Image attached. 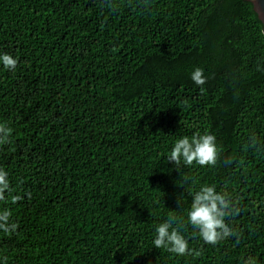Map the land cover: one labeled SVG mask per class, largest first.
<instances>
[{
    "label": "trees",
    "instance_id": "trees-1",
    "mask_svg": "<svg viewBox=\"0 0 264 264\" xmlns=\"http://www.w3.org/2000/svg\"><path fill=\"white\" fill-rule=\"evenodd\" d=\"M263 28L245 0H0V56L18 61H0V212L18 226L0 264H264ZM197 133L216 165L177 168ZM204 186L238 209L215 246L188 221ZM173 214L199 256L155 248Z\"/></svg>",
    "mask_w": 264,
    "mask_h": 264
},
{
    "label": "clouds",
    "instance_id": "clouds-1",
    "mask_svg": "<svg viewBox=\"0 0 264 264\" xmlns=\"http://www.w3.org/2000/svg\"><path fill=\"white\" fill-rule=\"evenodd\" d=\"M0 61L9 70H15L18 64L17 59L8 54L0 56ZM191 79L197 86H203L207 82L204 70L201 68L194 70ZM201 90H203L202 87ZM10 133L11 129L0 125V145L11 142ZM219 153L220 149L217 147L214 135L197 133L191 138L178 139L171 150L168 161L173 162L177 168L181 165V161L189 166L194 162L200 166H215ZM7 177L8 173L0 168V201L5 200L6 191H11ZM20 199V196H13L12 202L16 203ZM233 211L238 213V209H235L233 202L226 194L218 193L213 186H204L194 194L188 221L198 229L199 236L206 244L215 246L220 241L236 235L225 222V217L231 215ZM10 216L11 213L7 209L0 212V230L5 233L15 232L18 227L9 222ZM175 222L176 216L173 214L156 228V237L153 241L155 248H164L179 256L185 254L199 256L200 252L189 249L188 240L180 234L178 228L173 226ZM245 264H255L254 258L249 257Z\"/></svg>",
    "mask_w": 264,
    "mask_h": 264
},
{
    "label": "water",
    "instance_id": "water-1",
    "mask_svg": "<svg viewBox=\"0 0 264 264\" xmlns=\"http://www.w3.org/2000/svg\"><path fill=\"white\" fill-rule=\"evenodd\" d=\"M245 1L253 5L254 11L257 13L260 21L264 26V0H245Z\"/></svg>",
    "mask_w": 264,
    "mask_h": 264
}]
</instances>
